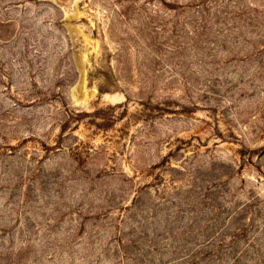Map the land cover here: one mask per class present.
Listing matches in <instances>:
<instances>
[{
	"label": "rangeland",
	"instance_id": "obj_1",
	"mask_svg": "<svg viewBox=\"0 0 264 264\" xmlns=\"http://www.w3.org/2000/svg\"><path fill=\"white\" fill-rule=\"evenodd\" d=\"M0 264H264V0H0Z\"/></svg>",
	"mask_w": 264,
	"mask_h": 264
},
{
	"label": "trees",
	"instance_id": "obj_2",
	"mask_svg": "<svg viewBox=\"0 0 264 264\" xmlns=\"http://www.w3.org/2000/svg\"><path fill=\"white\" fill-rule=\"evenodd\" d=\"M100 92H102V91L100 90Z\"/></svg>",
	"mask_w": 264,
	"mask_h": 264
}]
</instances>
